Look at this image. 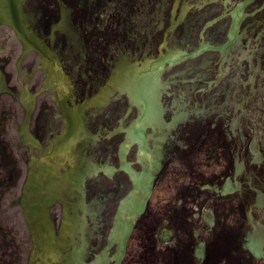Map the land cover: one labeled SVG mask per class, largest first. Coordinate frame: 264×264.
Instances as JSON below:
<instances>
[{"label": "flooded vegetation", "instance_id": "af4514ba", "mask_svg": "<svg viewBox=\"0 0 264 264\" xmlns=\"http://www.w3.org/2000/svg\"><path fill=\"white\" fill-rule=\"evenodd\" d=\"M228 1L24 0L42 53L0 16V264L34 263L26 187L63 237L52 264H264V49L237 50L219 84V64L157 63L225 14L228 39ZM255 4L243 26L259 37ZM134 173L152 192L135 222L119 217L122 248Z\"/></svg>", "mask_w": 264, "mask_h": 264}, {"label": "water", "instance_id": "95a60500", "mask_svg": "<svg viewBox=\"0 0 264 264\" xmlns=\"http://www.w3.org/2000/svg\"><path fill=\"white\" fill-rule=\"evenodd\" d=\"M14 4H11V8H12V11H14L15 12V10H14ZM13 24V23H12ZM14 26L15 25H17V27H18V31H19V33H20V35L21 36H23V35H25L26 34V32L22 29V27L19 25V24H13ZM16 27V26H15ZM27 38V36H25V38L24 39H26ZM45 244H51V236L49 235V237H48V239H46L45 240Z\"/></svg>", "mask_w": 264, "mask_h": 264}]
</instances>
